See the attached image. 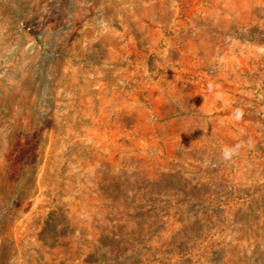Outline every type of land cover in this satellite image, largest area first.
Here are the masks:
<instances>
[{
    "label": "rangeland",
    "instance_id": "1",
    "mask_svg": "<svg viewBox=\"0 0 264 264\" xmlns=\"http://www.w3.org/2000/svg\"><path fill=\"white\" fill-rule=\"evenodd\" d=\"M0 264H264V0H0Z\"/></svg>",
    "mask_w": 264,
    "mask_h": 264
},
{
    "label": "trees",
    "instance_id": "2",
    "mask_svg": "<svg viewBox=\"0 0 264 264\" xmlns=\"http://www.w3.org/2000/svg\"><path fill=\"white\" fill-rule=\"evenodd\" d=\"M203 184L202 183H195L191 189L184 193V197L182 200L177 199L172 205L174 206L173 212L174 214L178 215L180 220H183L185 217L192 214L195 218H198L197 213L199 212V207L203 205L202 203L206 198H204L205 191H202ZM220 198H217L216 201H220ZM222 202V201H220ZM221 210L219 206L212 207ZM167 210L171 209L169 202H167ZM186 214V216L184 215ZM210 221V219H207ZM202 229L198 226V219H195L194 222H190V226H182L178 229L166 242L168 247L178 249L179 252L183 250L186 251L187 246L189 247L191 244L198 242L200 240V233ZM185 233H188L186 235Z\"/></svg>",
    "mask_w": 264,
    "mask_h": 264
},
{
    "label": "clouds",
    "instance_id": "3",
    "mask_svg": "<svg viewBox=\"0 0 264 264\" xmlns=\"http://www.w3.org/2000/svg\"><path fill=\"white\" fill-rule=\"evenodd\" d=\"M234 149L233 148H229V147H225L222 151V155L224 159H229L231 157V155L233 154Z\"/></svg>",
    "mask_w": 264,
    "mask_h": 264
}]
</instances>
